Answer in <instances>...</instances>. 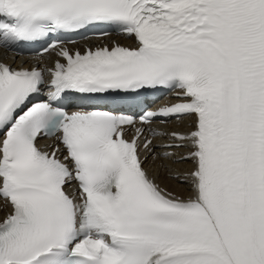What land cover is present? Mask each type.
Segmentation results:
<instances>
[{
  "label": "snow or ice",
  "instance_id": "6c2138e0",
  "mask_svg": "<svg viewBox=\"0 0 264 264\" xmlns=\"http://www.w3.org/2000/svg\"><path fill=\"white\" fill-rule=\"evenodd\" d=\"M0 48V264H264V0H0Z\"/></svg>",
  "mask_w": 264,
  "mask_h": 264
},
{
  "label": "bare ground",
  "instance_id": "6f19581e",
  "mask_svg": "<svg viewBox=\"0 0 264 264\" xmlns=\"http://www.w3.org/2000/svg\"><path fill=\"white\" fill-rule=\"evenodd\" d=\"M179 125H184V124H179ZM147 162H148V165L150 166V169L154 171L155 165L152 163V161L150 162L149 160H147ZM160 179L163 180L164 184H166L169 188H175L176 187V184L174 181L166 180L163 177H160Z\"/></svg>",
  "mask_w": 264,
  "mask_h": 264
}]
</instances>
